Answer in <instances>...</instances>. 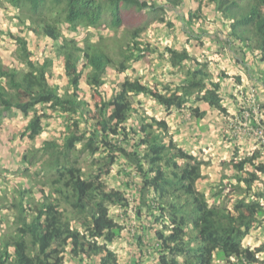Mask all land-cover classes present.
Instances as JSON below:
<instances>
[{
    "label": "trees",
    "instance_id": "obj_1",
    "mask_svg": "<svg viewBox=\"0 0 264 264\" xmlns=\"http://www.w3.org/2000/svg\"><path fill=\"white\" fill-rule=\"evenodd\" d=\"M181 2L0 0V11L13 10L23 33H5L15 39L14 59L21 66L0 59V122L15 113L28 116L19 137L31 141L42 133L44 119L62 122L59 139H42L21 154L17 181L4 183L8 176L0 173V197L6 198L0 221L8 219L0 229V264H120L109 244L121 235L133 238L134 264L149 250L154 264H264L258 255L263 243L243 246L250 231L264 225V190L254 188L264 173L257 153L222 162L233 173L222 172L212 196L218 202L210 201L197 184L205 162L176 142L164 117L144 107L147 98L166 114L187 109L201 118L205 111L197 102L227 113L208 61L184 48L159 50L148 40V29L172 27L167 12ZM196 3L187 17L194 25L188 37L202 34V6L211 3L229 24L225 40H236L242 59L248 51L262 64L264 87V0ZM61 26L123 34L79 41L66 37ZM27 31L49 39L42 60L29 49ZM157 49L183 70L185 82L148 85L136 74ZM55 57L62 60L64 87L50 81ZM108 69L119 77L111 83ZM217 75L227 77L222 70ZM88 94L97 100L90 104ZM123 218L132 221L133 233L120 223Z\"/></svg>",
    "mask_w": 264,
    "mask_h": 264
},
{
    "label": "crops",
    "instance_id": "obj_2",
    "mask_svg": "<svg viewBox=\"0 0 264 264\" xmlns=\"http://www.w3.org/2000/svg\"><path fill=\"white\" fill-rule=\"evenodd\" d=\"M196 5V0H182L177 8L167 12L172 27H166L164 23L158 24L148 40L159 50L166 46L184 48L196 60L208 61L210 72L220 82L222 103L227 113L222 114L205 103L197 102L199 109L204 110L205 114L201 118H195L187 109H171L166 114L164 108L153 100L146 98V103L150 105L149 110H153L151 114L167 120L176 142L205 162L201 167L202 177L197 184L206 196H209L210 201L218 202V198L212 196L216 191V184L222 178V172L228 176L233 173L229 166L222 167V162L228 161L233 155L241 158L254 152L257 153L256 162L264 163V149L244 132L242 125L246 122L243 118L244 111L251 110L248 98L252 92L261 107L264 105V87L258 77V69L262 64L255 61L252 53L248 51H245L242 59L236 40H225L228 37L229 24L219 18L211 3L202 6L203 21L199 30L202 34L188 37V31L193 29L194 25L192 21L187 24V17ZM159 50L150 53L147 60L138 65L140 70H137L136 74H140L148 85L185 82L183 70L172 67L165 56H159ZM220 70L227 77L218 76ZM128 73L131 74V71ZM232 76L238 79L234 80ZM260 120L264 122L263 107L260 111ZM116 170L117 167H114L111 173L115 174ZM117 176V179H121L119 175ZM112 183L114 186V182ZM254 188L264 190V173L260 174V182H256ZM114 210L112 208L111 212ZM133 229L132 233L135 231ZM262 243L264 244L263 224L255 226L243 240V246L250 248ZM133 244V238L121 235L112 241L109 247L117 253L120 264H134ZM258 255L264 261V250ZM154 257L155 253L149 250V254L143 256L141 264H154ZM219 260L215 264H222V260Z\"/></svg>",
    "mask_w": 264,
    "mask_h": 264
},
{
    "label": "rangeland",
    "instance_id": "obj_3",
    "mask_svg": "<svg viewBox=\"0 0 264 264\" xmlns=\"http://www.w3.org/2000/svg\"><path fill=\"white\" fill-rule=\"evenodd\" d=\"M15 18H13V12L8 10H1L0 11V31L2 34L0 35V59L5 64H12L16 66H21L15 59V49L16 43L13 37L5 36L7 30H11L12 33L17 34L19 30L17 29L18 25H15ZM62 32L66 37L75 38L76 40H83L84 36L88 35L92 42L98 41L100 36L104 37H114L120 35L122 37V31L118 30L115 31L113 29H106V30H93V29H81L77 32H69L66 30L65 27L61 26ZM155 31V29L151 28L148 30V35H150ZM23 34V33H19ZM3 35V37H2ZM24 35L29 40V49L34 52V58H38L42 60L43 55L49 53L50 50V41L46 37L38 36L32 31L24 32ZM120 37V38H121ZM148 38V37H147ZM107 42V41H106ZM111 43V41H108ZM137 70H140L137 68ZM107 77L106 81L111 83L112 80H117L119 77L116 75L114 77L113 70H107ZM51 77L50 81L57 82L58 84L62 85L63 87L66 84V78L63 76V66L62 60L60 58L55 57L54 64L51 66ZM84 81V80H83ZM83 83V82H82ZM85 85V83H83ZM108 86V85H107ZM87 88V87H86ZM92 92V91H91ZM90 92V93H91ZM88 94V100L90 104L93 103L94 100H97V95ZM144 107L151 113L153 110H149L150 105L148 103H144ZM28 120L27 117H23L22 115L15 113L12 117H4L0 122V173H4V176H8L6 179L3 178L4 183L8 179L15 182L18 178L19 168L18 162L21 158V154L30 149L32 146L39 145L40 141L45 138H60V132L62 129V122L61 118L57 117H49L43 124V131L42 133L35 139L31 141L27 138L19 137L20 132L23 130L26 122ZM3 166V167H1ZM34 170V169H33ZM114 174V173H113ZM113 181V180H111ZM113 183H109L112 186ZM6 198L0 197V208H5ZM3 220L0 221V229L3 226V229L6 228L7 217L2 216ZM120 223H123L125 227H128L131 224V220L128 218H123L119 220ZM131 221V222H130ZM252 242V241H249Z\"/></svg>",
    "mask_w": 264,
    "mask_h": 264
},
{
    "label": "built area",
    "instance_id": "obj_4",
    "mask_svg": "<svg viewBox=\"0 0 264 264\" xmlns=\"http://www.w3.org/2000/svg\"><path fill=\"white\" fill-rule=\"evenodd\" d=\"M250 111H244L243 118L246 122L242 124L244 126V132L251 136L263 149H264V122L260 120L261 105L256 101L255 97L250 94L249 98ZM132 233V228H130Z\"/></svg>",
    "mask_w": 264,
    "mask_h": 264
},
{
    "label": "clouds",
    "instance_id": "obj_5",
    "mask_svg": "<svg viewBox=\"0 0 264 264\" xmlns=\"http://www.w3.org/2000/svg\"><path fill=\"white\" fill-rule=\"evenodd\" d=\"M149 30V29H148Z\"/></svg>",
    "mask_w": 264,
    "mask_h": 264
}]
</instances>
